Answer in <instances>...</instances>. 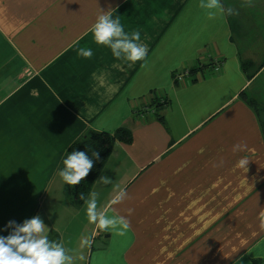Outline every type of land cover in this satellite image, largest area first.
Listing matches in <instances>:
<instances>
[{
    "label": "crops",
    "instance_id": "1",
    "mask_svg": "<svg viewBox=\"0 0 264 264\" xmlns=\"http://www.w3.org/2000/svg\"><path fill=\"white\" fill-rule=\"evenodd\" d=\"M220 3L209 19L199 0H0V236L39 215L73 264H264L263 124L239 96L264 67L249 80L238 49L264 37V0ZM100 10L140 32L144 61L94 43ZM118 127L131 141L114 142L86 199L125 217L123 235L90 223L58 176L86 131Z\"/></svg>",
    "mask_w": 264,
    "mask_h": 264
},
{
    "label": "clouds",
    "instance_id": "2",
    "mask_svg": "<svg viewBox=\"0 0 264 264\" xmlns=\"http://www.w3.org/2000/svg\"><path fill=\"white\" fill-rule=\"evenodd\" d=\"M198 6L205 11L209 19L225 14L220 0H199ZM112 12L100 10L90 29L94 43L109 48L114 58L122 60L129 67L138 61H144L148 49L145 44L139 42L140 32L126 33L119 18H113ZM232 13L233 9L228 8L227 14ZM78 55L87 59L92 57L93 52L91 48H80ZM245 148V144L237 143L233 145L232 150L235 153ZM92 156L98 158L96 152H93ZM248 162L247 159L241 158L238 166L246 167ZM62 165L58 176L63 184L71 187L79 184L89 174L93 168V159L83 151H73L63 159ZM99 180L105 185L111 183L106 176H101ZM79 198L86 204L88 221L95 224L99 230L111 229L123 235L129 228V221L125 217L109 215L107 210H98L97 193H90L87 199L80 194ZM127 198L126 190L121 189L111 204L114 206L123 203ZM128 212L131 214L132 209ZM260 227L264 229V222ZM5 228L11 231L7 236H0V264H73V257L68 254L63 244L49 239L47 233L50 230L39 215L20 224L9 221ZM83 244L90 246L91 240L85 238Z\"/></svg>",
    "mask_w": 264,
    "mask_h": 264
},
{
    "label": "trees",
    "instance_id": "3",
    "mask_svg": "<svg viewBox=\"0 0 264 264\" xmlns=\"http://www.w3.org/2000/svg\"><path fill=\"white\" fill-rule=\"evenodd\" d=\"M249 65H251L250 61L241 62L242 70L245 72L246 77L251 80V78H253V76L256 74L257 70L250 73L248 71ZM190 72L191 70H189V73ZM246 92L247 91L245 89L241 91L239 94L240 98L244 100L248 105H250V107L255 108V110L257 111L255 101L251 98H248L246 96ZM262 124V132L264 136V123L262 122ZM115 141L129 143L131 141L130 131L124 127L116 128L113 133H109L106 131L88 130L69 146L67 153L63 159L66 158L68 153H71L73 151H83L93 159V168L79 184L71 187L64 184V191H69L68 197L73 204L80 205L84 202L79 198L80 194H83L85 198L88 195L92 184L96 179L98 173L100 172L102 166L104 165L106 159L108 158ZM93 152H96L98 154V158L92 156ZM62 166L63 165L61 162L60 169L62 168Z\"/></svg>",
    "mask_w": 264,
    "mask_h": 264
},
{
    "label": "rangeland",
    "instance_id": "4",
    "mask_svg": "<svg viewBox=\"0 0 264 264\" xmlns=\"http://www.w3.org/2000/svg\"><path fill=\"white\" fill-rule=\"evenodd\" d=\"M255 16L259 17V15L257 14H255ZM260 19L262 23L264 24V15L261 14ZM260 19H257L255 21L260 22ZM253 31L252 32L255 33V31H258V30L256 29ZM242 41H246L248 42V44L239 46L238 49L242 53L243 55L242 57H244L243 60L251 62V65H249L248 71L252 73L257 70L256 72L257 74L258 72L261 71L262 67H264L263 65L264 45L262 44L264 43V37L255 38L253 40L246 38L245 40H242ZM246 91H247L246 96L255 101L256 109L260 115L262 122L264 123V73L261 74V76L258 77V79L254 83L252 82V84L246 89ZM21 159H22V156H21ZM53 180L56 183V177H54ZM60 182H61V179L59 177V185H60ZM62 192L66 195V197L68 196V192H69L68 190L63 191L62 189Z\"/></svg>",
    "mask_w": 264,
    "mask_h": 264
},
{
    "label": "built area",
    "instance_id": "5",
    "mask_svg": "<svg viewBox=\"0 0 264 264\" xmlns=\"http://www.w3.org/2000/svg\"><path fill=\"white\" fill-rule=\"evenodd\" d=\"M181 74V73H180ZM180 74L176 75L177 79H179Z\"/></svg>",
    "mask_w": 264,
    "mask_h": 264
}]
</instances>
